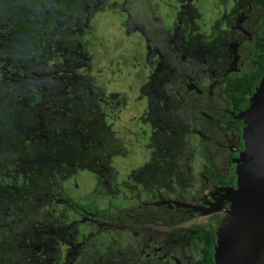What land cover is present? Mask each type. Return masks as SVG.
Listing matches in <instances>:
<instances>
[{
    "label": "flooded vegetation",
    "instance_id": "flooded-vegetation-1",
    "mask_svg": "<svg viewBox=\"0 0 264 264\" xmlns=\"http://www.w3.org/2000/svg\"><path fill=\"white\" fill-rule=\"evenodd\" d=\"M79 5L80 13H67L57 1L31 0L29 47L21 52L6 45L15 38L0 37V52L6 55L0 54V70L8 81L2 80L0 91L13 108L11 114L21 119L16 128L27 130L33 144L50 160L55 157L51 161L58 164L59 155H67L59 165L71 169L66 183L83 166L93 181L81 206L63 187L46 190L45 203L55 196L68 217H79L95 234L109 230L113 242L124 234L120 243L127 247L119 255L127 264H195L202 235L212 231L215 247L216 227L229 207L225 189L235 187V161L243 151V126L236 116L264 77L259 63L264 0H82ZM102 8L120 10V28L135 33L137 49L142 44L146 49L145 61V56H131V66L142 71L133 73L138 81L130 100L134 107L132 102L129 108L126 102L120 107L116 95L104 93L85 75L92 70L88 49L95 39L85 35L90 34L93 12ZM146 11L153 16L147 18ZM21 56L29 67L20 63ZM40 76L44 79L38 84ZM20 79L28 83L20 87L33 90H25L23 98ZM252 81L253 92L236 109L230 95ZM125 106L130 120L119 139L110 126L114 121L108 120L112 111ZM131 126L136 133L127 132ZM139 141L144 162L130 167L120 184L110 181L115 154L123 156L121 148L140 146ZM98 195L107 203L93 214L90 209L97 208L91 202ZM50 216L60 217L54 211Z\"/></svg>",
    "mask_w": 264,
    "mask_h": 264
},
{
    "label": "trees",
    "instance_id": "trees-1",
    "mask_svg": "<svg viewBox=\"0 0 264 264\" xmlns=\"http://www.w3.org/2000/svg\"><path fill=\"white\" fill-rule=\"evenodd\" d=\"M31 0H0V37L4 39L15 38V41L6 43L9 47H14L21 52V47H29V44L25 42L29 38L27 36L29 26V7ZM39 1V0H36ZM63 4L66 12H81L82 0H53ZM78 7V9H77ZM64 21V19H61ZM4 50H8L7 47ZM260 50L262 59L259 62L262 70L264 71V47ZM1 57H4L2 52ZM14 51L11 50V55ZM27 54V52H25ZM27 57L23 56L20 60L21 64L30 66ZM23 62V63H22ZM4 72L0 70V86L2 82L6 81ZM34 79V78H33ZM32 79V80H33ZM4 80V81H2ZM21 81V82H20ZM19 91L20 97L23 98L25 90L29 91V87L23 89L20 84H25L26 81L20 79ZM6 81L4 84H7ZM256 81L247 84L245 89L240 92H235L230 95L236 99L234 105L235 108L240 110L245 106L246 97L253 92V86ZM17 85V86H18ZM0 91V259H3L0 264H58L48 261V253L44 249L41 252H35V244L37 239L45 237L44 234L37 228L38 225H42L40 218L37 215L39 209L45 208L46 190L52 192L58 191L63 187L66 177L69 173H66V169L59 167L62 162H66L67 155H59L58 164L53 157L51 160L48 153L42 148L38 147L37 143L30 141V136L20 126L16 128L18 124V116L12 113V107L5 104V98L3 92ZM13 92L9 90V95ZM12 99V98H11ZM16 101L17 99H12ZM19 109L20 105H19ZM24 110V109H21ZM27 112V110H25ZM21 117L30 118L31 115L26 116L21 114ZM24 131V133H23ZM90 144V142H87ZM73 146V145H72ZM72 148V147H71ZM76 149V146L73 147ZM39 149V150H38ZM41 151V152H40ZM78 157L71 160L74 163ZM62 161V162H61ZM18 163V168L15 167ZM76 163V162H75ZM80 168V167H79ZM9 194V195H7ZM19 196L18 201L15 200L16 196ZM17 211H19L17 213ZM36 211V212H35ZM3 217V218H1ZM56 225V223H55ZM54 225V226H55ZM41 227V226H40ZM39 227V228H40ZM61 227L57 234L60 233ZM64 230V229H62ZM57 234H54L53 238ZM201 249L199 257L195 264H213L211 261L214 236L212 231L210 233L202 235L199 239ZM88 243V242H87ZM84 246L88 245L84 244ZM95 246V245H94ZM82 247V245L80 246ZM96 248L98 249L99 247ZM45 253V254H44ZM70 260H66L64 264H127L123 261L122 257L117 252L109 251L106 254L98 253L93 249H76L75 254ZM64 262V261H63ZM61 264V263H60Z\"/></svg>",
    "mask_w": 264,
    "mask_h": 264
},
{
    "label": "rangeland",
    "instance_id": "rangeland-1",
    "mask_svg": "<svg viewBox=\"0 0 264 264\" xmlns=\"http://www.w3.org/2000/svg\"><path fill=\"white\" fill-rule=\"evenodd\" d=\"M215 3L217 2L215 1L214 4ZM103 9L104 8L99 10V12L95 15L93 12L92 21L94 22H91V29L89 31L90 34L85 35V39L95 37V39H93V43H91L90 45L92 46V48L88 49V59L90 60L88 62H91L90 67L92 68V70L85 73V75H88L92 80H94L97 85L101 87L104 93L108 94L109 96L116 95L119 99L120 107L123 106L121 104L122 102H126V105L129 108L130 103L132 102L130 100L133 98L134 101L135 99V96L133 94L138 92V81L136 80L133 73L135 72V75H140L142 72L141 70H136L133 68V66H131V63L134 61L133 57L131 56H135L138 54L142 57L145 56L143 59L145 61L147 55L146 49L143 48L142 43V47L137 49L139 43L137 44L138 37L135 35V33L130 32L126 34L125 32H123V29L120 28L119 23H122L124 21V15L119 12L120 10L117 12H113L114 10H111L110 12V10L106 9L103 11ZM145 16L148 18L152 17L153 14L150 11H146ZM89 17L88 19L90 20L91 18ZM214 17L215 16H213L212 18ZM119 18H121L120 21ZM209 18H211L210 15ZM22 57L23 56H21L19 61L22 59ZM122 59H126L129 64L125 65V62L117 63V61ZM143 66H145V62H143ZM86 68L88 69V66ZM43 77H36L35 81H37V83L39 84V82L43 81ZM130 86L132 88H130ZM128 89L130 90L128 91ZM29 91L33 90L31 89ZM127 109L125 106V110L116 109V111H112L111 115H113V119L108 120L114 121L110 123V126L113 127L112 129H114V131L116 130V137L119 139L121 136L123 139V132H125L126 122L130 120L127 117ZM131 131H134L136 133L134 126H131V129H127V132ZM124 140L127 141V138L125 137ZM133 140L134 139H132L131 141ZM121 142L124 143L125 141L121 140ZM139 142L140 146L137 145V143H132L130 148H121L123 156H121V154H115V157L117 158L114 159L113 166L110 168L111 173L108 176V179L110 181L116 184H120L125 172H129V170L131 169L130 167L140 165L144 162L146 152L144 151V149H142L143 143L141 142L143 141ZM83 167L84 168H81L80 171L77 172L76 176L73 177V179H71L69 182L67 181V183L65 182L64 184H62L63 188L68 191V197H71L76 202V206H81L83 200H88L89 196L86 197V195L93 187V181L90 177V174L88 173V168L86 166ZM66 171L69 174L71 173V169L69 168L66 169ZM73 174L75 173H72V175ZM51 196L52 197H50V199L48 198V200L46 201V206H44L45 208L39 209L37 212L35 211L39 216L37 218H40L43 224V226L38 225L35 228H38L43 234L45 232L48 233H45V237H41V235H39L40 238L37 239L34 249L36 253L41 252V249H44L46 253H48L44 256H47L49 262L64 264L66 260L71 259L70 256L72 257L75 254L76 249H93L94 251L102 254H106L109 251H118L119 254L124 251L122 248L127 247V244L125 242L120 243V239L124 237V234H120L121 236L119 235V237L121 238L116 242L112 241V233L109 230L95 234L92 228L85 226V224L79 221V217H68V210L58 208V205L55 204L57 203L55 196ZM98 196L99 198L96 196H92L96 197L95 200L91 199V206L94 205V202L95 207L97 208L90 209V212H92L93 214H97L98 210L104 209L105 204L107 203L105 198L102 199L100 195ZM18 199L19 196L17 195L15 197V200L18 201ZM51 210L54 211L56 215H60V217L50 216V213L52 212ZM18 212L19 211H17V213ZM58 226L59 228L61 227L62 229H64H61L59 234H57L59 232L57 231ZM54 234H57L55 238H53ZM86 242H88V247L84 246L83 248H80L81 245H86ZM97 244V247H99L98 249H96L94 246ZM2 261L3 259H0V263H2Z\"/></svg>",
    "mask_w": 264,
    "mask_h": 264
},
{
    "label": "water",
    "instance_id": "water-1",
    "mask_svg": "<svg viewBox=\"0 0 264 264\" xmlns=\"http://www.w3.org/2000/svg\"><path fill=\"white\" fill-rule=\"evenodd\" d=\"M236 119L243 151L235 161V187L215 231L213 264H264V77Z\"/></svg>",
    "mask_w": 264,
    "mask_h": 264
}]
</instances>
